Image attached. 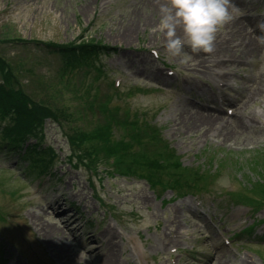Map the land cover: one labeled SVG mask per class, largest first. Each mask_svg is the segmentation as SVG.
Returning a JSON list of instances; mask_svg holds the SVG:
<instances>
[{"label": "rangeland", "instance_id": "obj_1", "mask_svg": "<svg viewBox=\"0 0 264 264\" xmlns=\"http://www.w3.org/2000/svg\"><path fill=\"white\" fill-rule=\"evenodd\" d=\"M164 3L166 0H0V58L12 65L26 62L34 71L24 82L22 96L28 103L19 113L20 126L34 104L36 108L42 100L38 97L42 94L39 78L55 74L64 61L58 54L61 46L74 44L79 37L80 41L98 40L115 48L103 56L108 73L115 76L120 89L134 95L113 96L109 107L94 103L93 109L103 111L94 116L89 113L86 126L92 129L111 121L113 137L119 139V122L111 117H120V109L129 107L138 115L135 126L149 157L162 162L177 152L183 155L184 166L214 159L205 171L214 180L206 213L217 218L212 232L219 242L222 233L230 234V230L253 222L245 215L246 209L224 205L219 193L232 188L227 175L230 165L248 164L244 158L252 157L248 150L264 147V52H244L243 46L250 39L246 28L240 40L232 34V25L239 18L236 4L230 0V10L235 9L233 19L218 30L211 53L193 52L185 45L191 59L172 57L165 47L167 38L158 27L159 9ZM127 26H133V34L121 37ZM177 34L182 36L179 29ZM251 40L255 42L252 36ZM152 51L157 54L152 55ZM108 84L109 80L100 85L102 94L110 93ZM7 94L2 95L9 99ZM226 97L240 99L233 115L217 108V102L224 104ZM3 100L6 107L11 105L19 112L13 95L8 105ZM131 114L133 119L136 115ZM152 122L161 128L164 139L154 137ZM13 125L0 120V127ZM45 144L58 151L61 160L50 180L34 179L35 174L29 173L17 150L0 154L3 264H168L170 255L174 264H186L179 250L190 252L192 248L193 259L199 264H264L254 252H264V246L257 242L217 252L208 242L203 225L188 215L189 198L166 205L157 200L143 178L151 175L155 182L157 176L167 177L168 170L152 173L145 167L146 160L133 153L126 165L140 180H92L84 170H74L63 162L67 147L57 125L47 123ZM164 198L170 199V193ZM106 204L113 206L111 216ZM260 216L264 217V211ZM107 227L113 229L114 238L105 235ZM263 232L264 226L255 234ZM95 240L105 247L114 246L115 256L103 263L104 254H94ZM171 248L177 251L171 253Z\"/></svg>", "mask_w": 264, "mask_h": 264}, {"label": "clouds", "instance_id": "obj_2", "mask_svg": "<svg viewBox=\"0 0 264 264\" xmlns=\"http://www.w3.org/2000/svg\"><path fill=\"white\" fill-rule=\"evenodd\" d=\"M230 0H166L159 12V30L166 36V49L172 57H191L184 51L185 45L193 52L211 53L218 30L233 19ZM264 31V22L258 24ZM178 29L182 33L178 35ZM264 44V36L258 37ZM84 259H88L86 254Z\"/></svg>", "mask_w": 264, "mask_h": 264}, {"label": "trees", "instance_id": "obj_3", "mask_svg": "<svg viewBox=\"0 0 264 264\" xmlns=\"http://www.w3.org/2000/svg\"><path fill=\"white\" fill-rule=\"evenodd\" d=\"M91 49L92 47L90 45H81L79 48L74 49L72 51L64 49L62 55H68L69 61L75 62L82 58L84 55L89 54L91 52ZM14 70H16V65L9 66L4 60H1L0 58V114L2 115V113H7L9 122H14V125L11 126L12 128H6L5 133H3V136L4 138H9L10 140H12V142H10V145L16 146L21 144L24 140L30 138H37L39 140L44 139V135L42 134L41 130V122H39L41 118L48 117L52 119L53 122L60 123L61 119L66 118L67 115L62 112V101H60V99L53 100L46 93L47 98H43L40 102H38V104H40L41 106H38V104H36L35 108L34 104L33 109L30 110L28 114V118H26V121L22 125L18 126V120L22 116L19 113L22 112L25 104L27 105L28 100H26L25 97L22 96L25 93L24 91L19 90V88L16 89L14 87V85H16V82L12 80V74ZM14 90H16V94H12ZM4 92L8 93L7 95L9 96L10 100L13 95V99L19 103V112L16 110V108H13L11 105H8V97L2 95L4 94ZM3 99L7 101L8 107L4 105ZM70 141L73 144H77L78 142H80L77 138V135L71 136Z\"/></svg>", "mask_w": 264, "mask_h": 264}, {"label": "bare ground", "instance_id": "obj_4", "mask_svg": "<svg viewBox=\"0 0 264 264\" xmlns=\"http://www.w3.org/2000/svg\"><path fill=\"white\" fill-rule=\"evenodd\" d=\"M231 2H239L240 4L243 5V0H231ZM246 23L249 26L251 24L250 20H247ZM243 26L244 25L242 24V22L240 23L239 20H235V24L232 25V27H235V30L232 32V34L236 33L238 35L239 40L241 39L242 35L245 33V29L243 28ZM133 32H134L133 31V26H127L125 29L122 30L121 37H124V36L129 37V36H131L133 34ZM239 40L236 41V43H235L236 46H238L240 44ZM243 49L245 50L244 51L245 53H251V52H253V53L257 52L258 53L259 51H261L259 46H258L257 41L255 40V42H253L251 40V38L246 42V44H244ZM204 123H205V121H204ZM241 127H243V124H241ZM218 133L222 134L221 130L218 131ZM49 209L52 210V205L51 204H49ZM102 253L104 254L101 257V261L103 263L107 262L108 259L113 258L115 256V254H116L114 252V248L113 247H111L110 249H104V251Z\"/></svg>", "mask_w": 264, "mask_h": 264}]
</instances>
